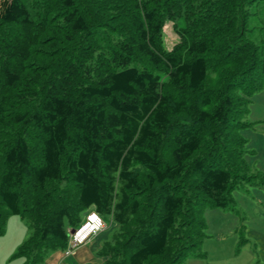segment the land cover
<instances>
[{"label": "trees", "instance_id": "obj_1", "mask_svg": "<svg viewBox=\"0 0 264 264\" xmlns=\"http://www.w3.org/2000/svg\"><path fill=\"white\" fill-rule=\"evenodd\" d=\"M257 29L264 0H0V235L32 229L13 257L45 264L92 210L118 224L103 264L202 255L205 208L264 178L240 133Z\"/></svg>", "mask_w": 264, "mask_h": 264}, {"label": "rangeland", "instance_id": "obj_2", "mask_svg": "<svg viewBox=\"0 0 264 264\" xmlns=\"http://www.w3.org/2000/svg\"><path fill=\"white\" fill-rule=\"evenodd\" d=\"M164 32L165 46L170 48L177 40L171 22L166 23ZM255 35L260 40L264 39V30H255ZM244 121L248 124L240 133L247 141L246 161L251 166V173H264V85L252 95ZM86 213L83 212V219ZM13 216L7 220L6 234L3 235L10 242L18 240L16 232L21 229V220L26 230L25 237L32 230L26 220ZM203 216L207 236L197 249V253L202 255L190 254L186 264H264V178L262 183L254 180L240 182L231 190L228 208L208 207ZM13 220H18V224ZM117 229L118 224L110 218L106 220V227L93 237L91 246L94 247L95 258L92 263H104L98 251L103 241L110 239Z\"/></svg>", "mask_w": 264, "mask_h": 264}, {"label": "crops", "instance_id": "obj_3", "mask_svg": "<svg viewBox=\"0 0 264 264\" xmlns=\"http://www.w3.org/2000/svg\"><path fill=\"white\" fill-rule=\"evenodd\" d=\"M11 217H14V216L12 215ZM11 217H9L8 221L10 220ZM13 223L18 224V220H13ZM20 225H21V229L18 232H16V235L18 236L17 241L10 242L8 238H5L3 236L6 233L0 235V264H21L23 262V258L13 257V253L16 251L19 244L26 238L25 237L26 230L24 229L22 220H21ZM6 229H7V226H6ZM93 237L91 238L89 242L82 244L78 248H76L75 251L71 255H66V250L52 252L46 258L45 264H87V263H90L95 258L94 250H93L94 247L91 246V241Z\"/></svg>", "mask_w": 264, "mask_h": 264}, {"label": "built area", "instance_id": "obj_4", "mask_svg": "<svg viewBox=\"0 0 264 264\" xmlns=\"http://www.w3.org/2000/svg\"><path fill=\"white\" fill-rule=\"evenodd\" d=\"M91 211L87 214L86 221L77 229L70 231L67 254L73 253L77 247L91 240V237L106 227L103 217Z\"/></svg>", "mask_w": 264, "mask_h": 264}, {"label": "clouds", "instance_id": "obj_5", "mask_svg": "<svg viewBox=\"0 0 264 264\" xmlns=\"http://www.w3.org/2000/svg\"><path fill=\"white\" fill-rule=\"evenodd\" d=\"M94 214H96L97 215V213L95 212Z\"/></svg>", "mask_w": 264, "mask_h": 264}]
</instances>
